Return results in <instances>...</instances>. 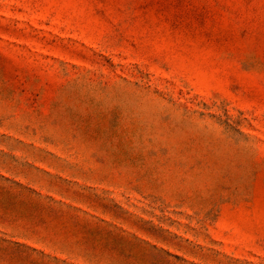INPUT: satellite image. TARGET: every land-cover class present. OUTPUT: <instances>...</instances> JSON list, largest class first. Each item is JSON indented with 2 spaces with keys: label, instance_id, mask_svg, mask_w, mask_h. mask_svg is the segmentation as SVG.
I'll return each instance as SVG.
<instances>
[{
  "label": "rangeland",
  "instance_id": "rangeland-1",
  "mask_svg": "<svg viewBox=\"0 0 264 264\" xmlns=\"http://www.w3.org/2000/svg\"><path fill=\"white\" fill-rule=\"evenodd\" d=\"M0 264H264V0H0Z\"/></svg>",
  "mask_w": 264,
  "mask_h": 264
}]
</instances>
